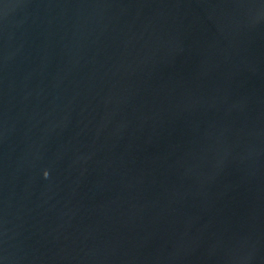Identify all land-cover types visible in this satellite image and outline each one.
<instances>
[{
  "label": "water",
  "instance_id": "water-1",
  "mask_svg": "<svg viewBox=\"0 0 264 264\" xmlns=\"http://www.w3.org/2000/svg\"><path fill=\"white\" fill-rule=\"evenodd\" d=\"M0 264H264V0H0Z\"/></svg>",
  "mask_w": 264,
  "mask_h": 264
},
{
  "label": "clouds",
  "instance_id": "clouds-1",
  "mask_svg": "<svg viewBox=\"0 0 264 264\" xmlns=\"http://www.w3.org/2000/svg\"><path fill=\"white\" fill-rule=\"evenodd\" d=\"M44 175H45V177H47V176H48V173H47V172H45V173H44Z\"/></svg>",
  "mask_w": 264,
  "mask_h": 264
}]
</instances>
